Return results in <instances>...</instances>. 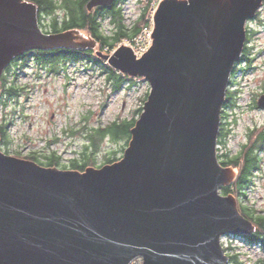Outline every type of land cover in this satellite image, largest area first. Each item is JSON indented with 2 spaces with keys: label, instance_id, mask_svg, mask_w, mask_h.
Returning <instances> with one entry per match:
<instances>
[{
  "label": "water",
  "instance_id": "1",
  "mask_svg": "<svg viewBox=\"0 0 264 264\" xmlns=\"http://www.w3.org/2000/svg\"><path fill=\"white\" fill-rule=\"evenodd\" d=\"M263 4L166 0L137 60L125 47L103 56L84 32L46 34L35 5L0 0V76L26 52L84 47L150 85L119 163L83 174L0 152V264H228L222 237L256 229L220 193L236 175L219 163L218 137L247 23Z\"/></svg>",
  "mask_w": 264,
  "mask_h": 264
},
{
  "label": "rangeland",
  "instance_id": "2",
  "mask_svg": "<svg viewBox=\"0 0 264 264\" xmlns=\"http://www.w3.org/2000/svg\"><path fill=\"white\" fill-rule=\"evenodd\" d=\"M125 4L126 2L122 5L124 8ZM134 10L136 7L132 8V11ZM62 16L63 14L60 17ZM111 23L108 18L100 23L103 35L109 38L114 36L116 30ZM123 25H127L126 17ZM246 30L250 50L252 49L250 57L253 59V65L252 68L246 69L248 73L245 74L243 70L234 75L239 95L235 98L238 108L233 115L238 116V122L232 129L227 148L224 149L218 141V158L225 154V150L232 154L239 153L242 146L248 142L246 131L253 129L252 139H257L264 130V112L248 108L252 96L260 92V87L264 86V4L257 17L247 23ZM97 47L99 48L98 45ZM246 47L247 44L244 50ZM108 49L100 53L110 55L112 49L107 51ZM93 51L96 55L95 50ZM26 63L28 66L22 68L26 70L21 74L14 72L13 75L18 79L10 77L9 83L16 82L17 87L25 88L27 96L25 94L19 100L4 98L0 85V125H3L6 119L8 124H11L6 142L0 135V152L9 157L34 162L43 168L55 167L60 171H76L73 167L75 161L81 165L88 164L86 170L88 168L98 170L121 162L130 146L128 138L113 140L106 136L101 141L99 150L94 153V150L90 149L89 135L95 129L109 127L114 122H131L133 119H137L138 122L150 93L148 81L145 78L125 76L124 73L122 75L112 68L117 74L126 77L121 88L116 90L115 81H108L107 75L103 74L99 66L94 70L87 68V64L83 62L75 64L66 62L60 67L61 72L54 74L48 72L51 68H44L32 59ZM104 63L111 67L108 62ZM238 65H241V61L235 66L230 82ZM245 68V64L241 65V69ZM54 154L60 163L50 166L48 157ZM32 156L38 160L35 161ZM109 159L115 160V163H108ZM260 159L263 163L262 172L255 174L253 183L255 188L249 187L245 198L240 196L234 185L230 196L220 190L223 196L234 198L243 217L251 212L255 217L264 218V152L261 153ZM219 162L222 163V160ZM234 170L238 175L239 169ZM85 171L77 172L84 174ZM254 227L257 230L255 225ZM221 244L225 255L234 258L228 264H264V247L252 242L250 236L237 238L227 235L222 237ZM142 263L143 260L140 258L133 264Z\"/></svg>",
  "mask_w": 264,
  "mask_h": 264
},
{
  "label": "trees",
  "instance_id": "3",
  "mask_svg": "<svg viewBox=\"0 0 264 264\" xmlns=\"http://www.w3.org/2000/svg\"><path fill=\"white\" fill-rule=\"evenodd\" d=\"M38 6L39 20L42 23V27L46 33L49 34H59V33H69V32H84L90 36L92 41L99 46L100 51L105 48L113 49L115 44L120 42L122 39L134 36L138 33V29H134L129 33L123 25V14L120 8V4L124 3L126 0H118L115 4L116 9L99 7L94 12H89L86 5L90 0H26ZM62 12V13H61ZM61 14H63L62 17ZM100 17L111 18V22L114 24L116 30H114V36L112 38L103 35L101 30V25L99 22ZM111 23V24H112ZM249 41H247V44ZM243 59H248L249 48L248 46L244 50ZM26 60L24 62H29L33 59L37 64L43 66L44 68H51L48 72H53L58 74L61 72L63 63H78L83 62L87 64V68H93L95 70L96 66L101 67L103 74L107 75V80H114V87L119 90L126 81V77L121 74H117L111 67L104 63L103 60L99 59L95 54L93 49L83 48V49H55L49 51H32L25 55ZM28 66V65H27ZM23 64L22 68L27 67ZM119 76V77H118ZM16 78V77H15ZM16 83V82H15ZM15 83H9V78H6L2 85V93L4 98H10L13 100H19V98L27 94L25 88H19ZM7 103V101H6ZM7 120V119H6ZM0 126V135L2 140L8 139V128L11 124H8V120ZM137 119H133L131 122H114L109 127L95 129L89 135L90 149L94 150V153L99 150L101 141L107 136L111 137L113 140L128 138V143L132 139L131 131L136 126ZM248 142L243 145L239 153L232 154L226 152L223 155L225 161L222 162L224 167H233L239 169V174L234 182L236 190L241 194V197H246V191L249 189L253 177V173L256 169L261 166V160L259 153L264 152V132L261 133L257 139L253 138V133H250ZM35 161L38 160L35 156H32ZM50 161V166L58 165L60 163L59 158L54 155L48 157ZM108 163H115V160H108ZM88 164L81 165L78 162H74V168L76 171L84 172ZM232 185V186H233ZM232 186L223 187L221 190L226 195L231 193ZM248 212V211H247ZM244 215V214H243ZM251 216V217H250ZM244 217L252 221L256 226V233L250 237L252 242H257L264 247V218L255 217L253 214L247 213Z\"/></svg>",
  "mask_w": 264,
  "mask_h": 264
},
{
  "label": "flooded vegetation",
  "instance_id": "4",
  "mask_svg": "<svg viewBox=\"0 0 264 264\" xmlns=\"http://www.w3.org/2000/svg\"><path fill=\"white\" fill-rule=\"evenodd\" d=\"M25 2H27V1H25ZM117 2H118V0H116L112 6L107 7V8H110L111 9V8L114 7L116 9L115 4ZM86 7H87V5H86ZM97 9L98 8L94 9L92 12L96 13ZM100 19L103 20L102 17H100ZM100 19H99V22H100ZM249 44H250V42H249ZM249 44H248V48H249L248 59H245L244 58V59L241 60V65L245 64L246 68L245 69H241V65H238V68L234 72V74L232 76V79H231V82H230V85H229V90L227 92L226 103H225V105L223 107V111H222V116H221L222 117V126H221V132H220V135H219V144L220 145L222 144L223 147H224V149L227 148L228 139L232 135V129H233V127L236 126V124L238 122V120H237V117L238 116L233 115V113L236 114V111H237V108H238V103L236 102V99L235 98H237V96L239 95V92L236 90L237 89V82H236V78H235L234 75L237 74L240 71H243V70H245L244 71L245 74L248 73L249 71H247L246 69L249 68V67L252 68V65H253L252 64L253 59L250 57V54L252 53L251 52L252 49L250 50ZM23 56H21V58H18L19 59L18 61H17V59L14 60L12 62V64H10L4 70V72H3V74H2V76L0 78V85H2L3 81L6 78H10V77L15 78V76L13 75L14 72H17V74H21V73H23L26 70V69L25 70H22L23 64H27V63L24 62V60H26V59L24 58L25 56L24 57ZM19 65H21V66H19ZM16 69H17V71H16ZM260 89H261L260 92H258L256 95L252 96V98H251V104L248 105V108L255 109V110L264 112V108H261L259 106L260 99L264 96V86L263 87L261 86ZM254 127H255V125L253 126V128ZM252 132H253V129H250V130L246 131V139H250L249 138V135ZM263 132H264V130L261 133H263ZM226 152H227V150H225V153ZM219 160L220 161L222 160V162H223L224 161L223 156L220 157ZM237 238H239V237H237ZM229 257H230V260L231 261L234 259L230 255H229Z\"/></svg>",
  "mask_w": 264,
  "mask_h": 264
},
{
  "label": "built area",
  "instance_id": "5",
  "mask_svg": "<svg viewBox=\"0 0 264 264\" xmlns=\"http://www.w3.org/2000/svg\"><path fill=\"white\" fill-rule=\"evenodd\" d=\"M163 1L164 0H131L125 7V17L127 18L128 28L133 27L138 17L144 15L141 32L134 39L124 41V44L133 48L138 57H142L151 48L150 37L155 27L154 16ZM135 7L136 10L132 11V8Z\"/></svg>",
  "mask_w": 264,
  "mask_h": 264
},
{
  "label": "bare ground",
  "instance_id": "6",
  "mask_svg": "<svg viewBox=\"0 0 264 264\" xmlns=\"http://www.w3.org/2000/svg\"><path fill=\"white\" fill-rule=\"evenodd\" d=\"M7 121V120H6Z\"/></svg>",
  "mask_w": 264,
  "mask_h": 264
}]
</instances>
